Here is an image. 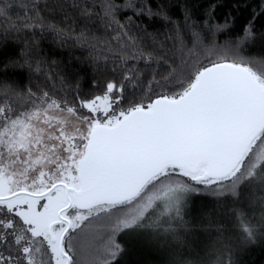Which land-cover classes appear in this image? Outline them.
<instances>
[{
	"label": "snow or ice",
	"instance_id": "obj_1",
	"mask_svg": "<svg viewBox=\"0 0 264 264\" xmlns=\"http://www.w3.org/2000/svg\"><path fill=\"white\" fill-rule=\"evenodd\" d=\"M0 264H264V0H0Z\"/></svg>",
	"mask_w": 264,
	"mask_h": 264
}]
</instances>
